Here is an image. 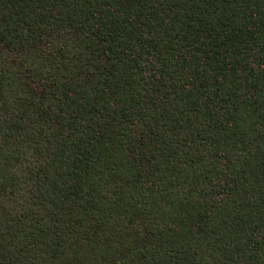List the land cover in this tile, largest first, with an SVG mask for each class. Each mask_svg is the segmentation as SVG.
<instances>
[{"label": "trees", "instance_id": "1", "mask_svg": "<svg viewBox=\"0 0 264 264\" xmlns=\"http://www.w3.org/2000/svg\"><path fill=\"white\" fill-rule=\"evenodd\" d=\"M0 264H264V0H0Z\"/></svg>", "mask_w": 264, "mask_h": 264}]
</instances>
